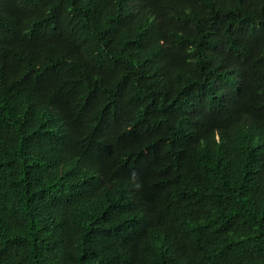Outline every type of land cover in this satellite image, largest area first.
Wrapping results in <instances>:
<instances>
[{
    "label": "trees",
    "instance_id": "obj_1",
    "mask_svg": "<svg viewBox=\"0 0 264 264\" xmlns=\"http://www.w3.org/2000/svg\"><path fill=\"white\" fill-rule=\"evenodd\" d=\"M0 264H264V0H0Z\"/></svg>",
    "mask_w": 264,
    "mask_h": 264
}]
</instances>
